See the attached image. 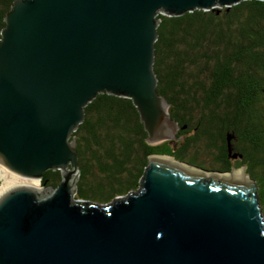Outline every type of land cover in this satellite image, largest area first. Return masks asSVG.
<instances>
[{"label": "water", "instance_id": "water-1", "mask_svg": "<svg viewBox=\"0 0 264 264\" xmlns=\"http://www.w3.org/2000/svg\"><path fill=\"white\" fill-rule=\"evenodd\" d=\"M240 1H12L0 30V165L60 178L0 195V264H264L255 183L223 176L236 168L153 154L136 191L103 205L74 198L73 132L97 94L130 99L148 143L175 137L153 71L157 15Z\"/></svg>", "mask_w": 264, "mask_h": 264}, {"label": "trees", "instance_id": "trees-1", "mask_svg": "<svg viewBox=\"0 0 264 264\" xmlns=\"http://www.w3.org/2000/svg\"><path fill=\"white\" fill-rule=\"evenodd\" d=\"M12 1L0 0V30ZM157 18L156 91L177 124L175 137L148 143L130 99L97 94L73 132L74 198L103 205L132 193L148 157L166 155L207 170L244 167L264 220V1ZM59 178L46 170L39 183L54 187Z\"/></svg>", "mask_w": 264, "mask_h": 264}, {"label": "bare ground", "instance_id": "bare-ground-1", "mask_svg": "<svg viewBox=\"0 0 264 264\" xmlns=\"http://www.w3.org/2000/svg\"><path fill=\"white\" fill-rule=\"evenodd\" d=\"M162 159H166L169 161H173V159L171 157H163ZM8 174L6 173V168L4 169L1 165H0V178L3 180V184L0 186V195L6 191L7 189L14 187V186H18V185H25L28 187L33 188L36 191H41L42 187H40L37 183L36 179H33L34 181L32 183L29 182H19V181H14V182H10V178L8 180ZM219 176V175H217ZM223 176L229 177V178H233V179H238V180H247L248 177L244 174L243 169L238 170V168H236L235 172L232 174V171L229 173L224 174ZM5 183V185H4Z\"/></svg>", "mask_w": 264, "mask_h": 264}, {"label": "rangeland", "instance_id": "rangeland-1", "mask_svg": "<svg viewBox=\"0 0 264 264\" xmlns=\"http://www.w3.org/2000/svg\"><path fill=\"white\" fill-rule=\"evenodd\" d=\"M207 160V159H206ZM4 168V167H3ZM5 169V168H4ZM240 169H242V168H238V170H240ZM205 170H207V169H205ZM236 170V169H235ZM235 170H233L232 171V174L235 172ZM6 173L8 174L7 176H8V180H9V178H10V182L12 181V182H16V181H19V182H29V183H32L34 180L33 179H25V178H21V177H19V176H17V175H15V174H13V173H11V172H9L7 169H6ZM244 174H245V172H244ZM246 175V174H245ZM37 183H38V185L40 186V187H42L41 186V184L39 183V180H37ZM3 184V180L0 178V186ZM4 185H5V183H4ZM138 188V187H137ZM137 190V189H136ZM135 190V191H136Z\"/></svg>", "mask_w": 264, "mask_h": 264}]
</instances>
